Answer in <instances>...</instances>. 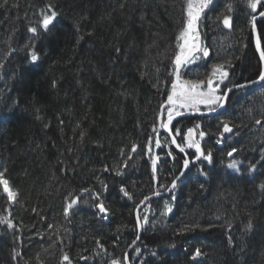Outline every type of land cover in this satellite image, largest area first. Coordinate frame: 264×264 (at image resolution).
Returning <instances> with one entry per match:
<instances>
[{
	"label": "trees",
	"instance_id": "trees-1",
	"mask_svg": "<svg viewBox=\"0 0 264 264\" xmlns=\"http://www.w3.org/2000/svg\"><path fill=\"white\" fill-rule=\"evenodd\" d=\"M260 11L211 0L197 26L209 57L181 78L207 81L222 66V95L258 80L251 18ZM186 22V0H0V174L15 193L0 185V264H125L136 208L184 170L161 119ZM257 28L264 50V19ZM189 128L210 162L186 147ZM171 133L190 166L173 194L142 210L130 264H264V82L234 92L215 117L173 122Z\"/></svg>",
	"mask_w": 264,
	"mask_h": 264
},
{
	"label": "snow or ice",
	"instance_id": "snow-or-ice-1",
	"mask_svg": "<svg viewBox=\"0 0 264 264\" xmlns=\"http://www.w3.org/2000/svg\"><path fill=\"white\" fill-rule=\"evenodd\" d=\"M249 7L252 9L253 12H257L258 6L264 7V4H261V0H248ZM208 6V0H186V15H187V22L183 30L179 33L177 36V48L179 51L175 54L174 60H173V71L170 73V75L174 76V79L171 81V90L169 94L167 95L166 100V112H167V118L166 121L162 118L161 119V127L165 129H169V126L172 125L173 120L177 117H180L184 114L185 111H192V112H199L200 105H205L209 108V111L215 110L212 106H222L220 102L224 99V97L217 95V86L215 84V81L210 77L205 80H200L197 82H192L188 80H184L181 78V68L186 65L188 62H190L191 59L195 58L196 52H202L203 56H208V49L207 48H201L196 43H189L190 40L193 39L194 36L197 35V21L200 19L201 13ZM260 16H264V11L259 12ZM56 17V13L53 11L50 15H45L43 17V20L41 21V25L44 30H47L49 28V25L53 22L54 18ZM252 27L253 30H255V21L256 16H252ZM230 18L225 16L223 23L225 26H230ZM29 31L36 33L37 28L31 27ZM256 48L259 52L260 59L264 61V50H261V44H260V38L257 37L256 41ZM31 60L33 62H36L38 60V56L35 53V51L31 52ZM219 74L221 78V82L223 81V78H226L228 73L223 70L222 66H216L213 69V76H217ZM259 79L261 81H264V72L260 73ZM163 107V106H162ZM257 123H260L258 120ZM199 125H196V129H199ZM155 131V128L153 129ZM195 129L189 128L187 130V135L184 137L186 147L188 148H194L195 152L198 154L196 156V159H200L203 157L204 160L211 161V153L205 154L200 146L199 140H197L193 133ZM232 131V128L227 124L224 123L223 125V133H229ZM176 135H180V130H175ZM199 137L203 138L205 136V133L203 131H199ZM171 142L173 144H176V146L179 148L181 152L185 151V148L181 146L180 144H177L175 136H173ZM218 143L220 141H217ZM155 144L157 147L160 145V141L157 139L155 141ZM151 138L149 141V151H151ZM136 150V146L134 145L132 148V151ZM235 149H233V152ZM233 152H229L228 155L231 156ZM158 159V157H157ZM185 169L189 165V160L185 159L183 161ZM153 166V172L156 170V160L154 159L152 161ZM230 168H235V163H232L229 165ZM0 185H3V191L6 193L7 197L11 200L14 198L15 193L11 190L9 187L8 180L3 178V175L0 174ZM173 188H175V181H173ZM87 191V190H85ZM122 192H124L125 196H129L128 192L121 189ZM131 199V197L129 196ZM79 197L73 198L70 200V202L67 204V207L65 208V214L67 215L69 209L72 208L73 205H75L78 202ZM95 199H99V197H95ZM147 199V198H146ZM166 210L171 211V209L166 205ZM96 208L99 210L100 213L106 214L107 209L104 207L103 202H98L96 204ZM145 222L146 218H145ZM139 223V218H138ZM11 226V225H10ZM248 227H251V223H249ZM200 250L197 249L194 253L193 259H195L197 256H199ZM65 260H68L67 255L64 257ZM113 264H117L116 261H113Z\"/></svg>",
	"mask_w": 264,
	"mask_h": 264
},
{
	"label": "water",
	"instance_id": "water-1",
	"mask_svg": "<svg viewBox=\"0 0 264 264\" xmlns=\"http://www.w3.org/2000/svg\"><path fill=\"white\" fill-rule=\"evenodd\" d=\"M262 18H264V16H258L257 18H256V21L255 22H257V21H260ZM254 31V40H255V44H256V41H257V37H259L258 36V34H257V31L256 30H253ZM263 72H264V70H263ZM263 81H261L260 79L259 80H257L256 82H251L250 84H244L243 86H237V87H232V88H229L226 92H225V94H224V99L222 100V102H221V105L222 106H219V108L216 110V111H213V112H207V113H190V112H187V113H184L182 116H180V117H177V118H175L174 120H173V122H175V121H177V120H179V119H181V118H186V117H209V116H213V115H216L218 112H220V111H222L223 110V108H224V106H225V104H226V102H227V100H228V98L230 97V95L233 93V92H235V91H238L239 89H243V88H249V87H251V86H253V85H256V84H261ZM170 127V126H169ZM164 129V132L167 134V136H169V138H170V140H172V138H173V135L171 134V132H170V129H165V128H163ZM177 142V141H176ZM178 144V143H177ZM172 145L174 146V148L182 155V156H184L186 159H188L187 158V156H186V153L185 152H181L180 150H179V148L176 146V144H173L172 143ZM189 160V159H188ZM189 164H190V161H189ZM189 166V165H188ZM185 172H186V169L185 170H183L182 171V173L180 174V176L178 177V180L179 179H181V177L185 174ZM177 180V181H178ZM175 183H177V182H175ZM173 185V184H172ZM174 188H173V186L167 191V193L166 194H164V195H167V194H169L172 190H173ZM161 196H163V195H161ZM152 198H154L153 196L152 197H149L148 198V200H150V199H152ZM139 209H140V207L139 208H137V210H136V219H137V231H138V237H137V240L135 241V243L132 245V247H131V250L136 246V244L139 242V240H140V238H141V236H142V233H143V226H142V223L140 222V220H139V223H138V218H139V216H138V213H139ZM131 250L128 252V254L126 255V258H125V264H129V262H128V255H129V253L131 252Z\"/></svg>",
	"mask_w": 264,
	"mask_h": 264
},
{
	"label": "bare ground",
	"instance_id": "bare-ground-1",
	"mask_svg": "<svg viewBox=\"0 0 264 264\" xmlns=\"http://www.w3.org/2000/svg\"><path fill=\"white\" fill-rule=\"evenodd\" d=\"M258 16H256V18H257ZM262 19H264V18H262ZM261 19V20H262ZM260 20V21H261ZM259 21H257V22H255V30L257 31V34H258V36H259V33H258V28H257V23H258ZM252 33H254V31H253V27H252ZM254 35V34H253ZM261 63H262V72H263V70H264V61H262L261 60ZM259 80V79H258ZM257 81V80H256ZM256 81H254V82H256ZM264 82V81H263ZM262 82V83H263ZM251 82H249V83H245V84H250ZM261 83V84H262ZM244 84H241V85H236V86H234V87H237V86H243ZM256 85H258V84H256ZM260 85V84H259ZM253 86H255V85H253ZM253 86H251V87H253ZM250 88V87H249ZM245 89H248V88H243V89H239L238 91H242V90H245ZM228 90V89H227ZM226 90V91H227ZM225 91V92H226ZM235 92H237V91H235ZM234 93V92H233ZM232 93V94H233ZM225 94V93H224ZM231 94V95H232ZM230 95V96H231ZM224 97V96H223ZM230 98V97H229ZM229 98H228V100H229ZM228 100H227V102H226V104L228 103ZM222 102V101H221ZM221 102H220V104H221ZM226 104H225V106H224V108H223V110L225 109V107H226ZM219 107H217L215 110H213V111H216L217 109H218ZM222 110V111H223ZM213 111H207V112H213ZM222 111H220V112H218L216 115H213V116H209V117H215V116H217V115H219ZM188 112H190V113H207V112H192V111H188ZM184 113H187V112H184ZM186 118H189V117H186ZM195 118H202V117H195ZM182 119V118H181ZM173 124V123H172ZM169 129H170V132H171V125H170V127H169ZM164 130V129H163ZM172 134V133H171ZM185 152V151H184ZM187 156V155H186ZM184 157V156H183ZM185 158V157H184ZM188 158V157H187ZM186 159V158H185ZM190 161V160H189ZM189 166H190V164H189ZM189 166L186 168V172H187V170H188V168H189ZM184 170H185V167H184ZM186 172H185V174H186ZM182 173V172H181ZM180 173V174H181ZM180 174H179V176H180ZM185 174L181 177V179H179L178 180V177L174 180L175 182H177V183H175V188L169 193V194H167V195H164V194H166L167 193V191L172 187V184L170 185V187L166 190V191H164V192H161V193H156V194H153V195H151V196H149V197H154V198H152V199H150V200H148V198L149 197H147V199L145 198L139 205H138V207L137 208H139L140 207V209H139V213H138V216H139V220H140V222H141V212H142V210L144 209V207L150 202V201H152V200H155V199H160V198H164V197H168V196H170L171 194H173L174 193V191L177 189V187H178V185L180 184V182L183 180V178H184V176H185ZM178 180V181H177ZM161 195H163V196H161ZM137 208H136V210H137ZM135 219H136V211H135ZM142 223V222H141ZM136 225H137V219H136ZM137 237H138V235H137ZM141 239V238H140ZM136 240H137V238H136ZM135 240V241H136ZM140 241V240H139ZM135 243V242H134ZM138 244V243H137ZM136 244V245H137ZM136 247V246H135ZM135 247L131 250V248L128 250V252L131 250V252L129 253V255H128V262H129V256H130V254L133 252V250L135 249ZM128 252L126 253V255L128 254ZM126 255H125V258H126ZM129 264H130V262H129Z\"/></svg>",
	"mask_w": 264,
	"mask_h": 264
},
{
	"label": "rangeland",
	"instance_id": "rangeland-1",
	"mask_svg": "<svg viewBox=\"0 0 264 264\" xmlns=\"http://www.w3.org/2000/svg\"><path fill=\"white\" fill-rule=\"evenodd\" d=\"M211 3V0H208V5ZM205 9V8H204ZM51 13H49V14H47V15H50ZM200 18H201V16H200ZM56 19V17L54 18V20ZM54 20H53V22H54ZM199 21H200V19L197 21V26H198V24H199ZM52 22V23H53ZM51 25V24H50ZM49 25V26H50ZM189 43H196L199 47H201V48H204L203 46H202V43H201V40H200V38H199V36L198 35H196V36H194L193 37V39L192 40H190L189 41ZM209 53V52H208ZM209 57V54H208V56H203V53L202 52H196L195 53V58H193V59H191L190 60V62H188L186 65H184L182 68H184L185 66H187V65H189V64H192V63H194V62H196V61H198L199 59H201V58H208ZM181 68V69H182ZM214 81H215V84H216V86H217V88H218V90H217V95H220V96H224V94L222 95V94H220L221 93V91L220 90H222L221 89V87H222V82H221V78H220V76H219V74L217 75V76H214V78H212ZM231 88V87H230ZM229 89V88H228ZM214 109H216L217 108V106H212ZM199 108H200V111L199 112H207V111H209V108L208 107H206L205 105H200L199 106ZM185 112H188V111H185ZM6 194V193H5Z\"/></svg>",
	"mask_w": 264,
	"mask_h": 264
}]
</instances>
